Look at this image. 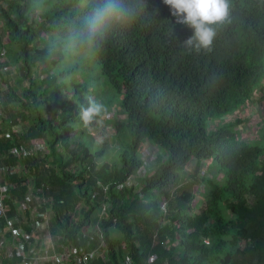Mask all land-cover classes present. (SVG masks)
Instances as JSON below:
<instances>
[{
	"label": "trees",
	"instance_id": "16d2710c",
	"mask_svg": "<svg viewBox=\"0 0 264 264\" xmlns=\"http://www.w3.org/2000/svg\"><path fill=\"white\" fill-rule=\"evenodd\" d=\"M99 3L0 0V55L22 71L12 77L0 64L6 219L31 191L53 199L39 210L51 213V233L62 245L73 244L75 256L86 248L105 254L106 263L93 264H264V120L248 139L238 134L246 121L234 114L254 107L263 90L264 0H228V19L213 25L209 49L184 44L192 29L163 0H145L134 19L111 24L94 52L74 48L72 37ZM63 46H72L68 55ZM96 65L120 102L110 119L114 132L100 142L93 130L104 112L87 126L79 119L96 91ZM37 141L47 144L44 155L9 154ZM151 148L162 156L141 174ZM16 163L22 170L9 175ZM197 184L206 192L194 205ZM6 224L0 220V233ZM9 250L0 237L2 257L17 264L21 258Z\"/></svg>",
	"mask_w": 264,
	"mask_h": 264
},
{
	"label": "clouds",
	"instance_id": "9594fccd",
	"mask_svg": "<svg viewBox=\"0 0 264 264\" xmlns=\"http://www.w3.org/2000/svg\"><path fill=\"white\" fill-rule=\"evenodd\" d=\"M169 6L176 22L192 29L185 39L187 47L209 49L216 35L213 25L224 22L229 16L228 0H163ZM146 7L145 0H100L86 20V26L71 39L72 46L89 52L95 51L98 37L113 23L134 19ZM158 14V9H154ZM87 106L80 107L79 119L85 126L105 110L104 105L91 96L86 97Z\"/></svg>",
	"mask_w": 264,
	"mask_h": 264
},
{
	"label": "rangeland",
	"instance_id": "374dc122",
	"mask_svg": "<svg viewBox=\"0 0 264 264\" xmlns=\"http://www.w3.org/2000/svg\"><path fill=\"white\" fill-rule=\"evenodd\" d=\"M0 50H1V47H0ZM63 50L67 54V51L72 50V46H70V47L63 46ZM5 54L6 53L4 50L1 51L0 64H2L1 69H2L3 73L8 72L9 75L12 77L17 76L16 75L17 72L19 74H22V71L19 68H16L15 65H12L8 61V58L6 57ZM71 54H72V52H71ZM62 63H66V61H63ZM96 67H97V71L93 72L91 77H90V79L94 83V85H93L94 90H96L95 93L92 94V97L94 99H96L97 101H99L100 103H102L104 105V108H105V110L103 111L104 112V115H103L104 121L101 123L100 129L99 130H93L94 139L96 140V142H100L101 140L104 141L105 135L112 134L114 132V130L110 124V122H111L110 119L113 116V110L116 109L117 105H120V102H119V100L112 98V96L109 93L110 89L106 85L105 80L103 79V77H100V75H98L99 66L96 65ZM87 71H88L87 68L83 67V68H81V73L77 74V78L79 79L80 82L83 81V76H84L85 72H87ZM36 74H38V72ZM50 74L54 75V70H50ZM28 83H29V81L24 79V85L26 87H27ZM262 87H263L262 92H257V94L254 96L255 97L254 102L256 103V104H254V107H252V106L249 107L247 104H245L241 108V110L234 113L235 115L238 116V118L244 119L246 121L245 124L243 125V127L238 132V134L241 133L242 136H245L248 139L255 138L259 129L263 126L264 99H262V96L260 94L264 93V81L262 83ZM6 92H7V88L5 86L0 85V100L1 101H2V99H4V100L6 99ZM108 104H110L111 108L108 106ZM234 114L226 116L225 117L226 120L227 121H233ZM121 117H123V115H121ZM244 126H245V128H244ZM22 127L24 130V126H22ZM22 127L16 128V129H14V131H18L19 133H17V134H21L23 132ZM96 142H92V144L94 146H97ZM144 146H146V144H144ZM146 148H150V147H148V144H147ZM144 149H145V147H144ZM41 155H44V154H41ZM143 160H144V164H147V165H150V163L152 161V159L148 158L147 156H143ZM109 162H110V160H109ZM17 165H18L17 163L14 165L9 164V168L10 167H12V168L16 167ZM195 165H196V163L194 162L193 166H195ZM153 166L155 167V165H153ZM205 169H206V167L201 169V171H200L201 175H203L204 172L206 173ZM21 170H22V166L20 165V166H18L17 173H19ZM219 178H220V176H219ZM194 191L196 193V198H195V201L193 203H194V205H197L198 201H200L202 199V194L206 191H205V189H202L201 185L199 186L198 184L195 186ZM31 193H32L31 191L28 192L29 195H31ZM28 194L26 196H28ZM37 197L38 196L34 197L32 199V201L30 202L31 207H35L39 204V200H37ZM45 215H47V221H45L44 224H39L37 222V219H32V216H30V215H29V217H31V220H28V219L26 220L24 215H23V218L21 219L19 226L24 227L26 224V225H29L30 227H37L38 229H40V230H38V232H39L38 236L41 238L44 237L45 239L50 241L51 237L49 236L48 231L50 230L49 221L51 219V213H47ZM23 221H25V222H23ZM5 242L8 244L6 238H5ZM30 250H33V249L30 247Z\"/></svg>",
	"mask_w": 264,
	"mask_h": 264
},
{
	"label": "built area",
	"instance_id": "2783aa9c",
	"mask_svg": "<svg viewBox=\"0 0 264 264\" xmlns=\"http://www.w3.org/2000/svg\"><path fill=\"white\" fill-rule=\"evenodd\" d=\"M6 87V86H5ZM7 88V87H6ZM5 137L8 138L9 137V133L5 134ZM45 151H47V144H45L44 142H40L37 141L35 142L32 147H30V149H24V148H20V149H16V148H9V154L11 156H30V155H41L44 154ZM155 155V151L152 149H148V151H146V154H143V156H147L148 158H151V165L153 164L154 159L156 158ZM18 166H20V164H18L16 167H10L7 169L9 175L12 174H16L17 170H18ZM150 165L147 164H143L141 169L139 170V172L141 174H144L148 169L147 167ZM4 171L2 170V168L0 167V174L3 173ZM1 181V178H0ZM126 183H133L132 180L128 179L126 181ZM42 192V191H41ZM36 197L35 195H33L31 193V195L25 196L24 199L18 204L16 205V209L18 210V212H22V211H29L32 217H40L41 215H43L42 213H40L39 211V206L41 204H52L53 203V199L51 197H37V200H39V204L35 207H31L30 206V202L32 201V199ZM8 199V186L6 184H0V220L5 219L7 221L6 224V232L10 233V237H11V246H12V250L14 249L17 253V255L21 258L20 263L19 264H39L43 261H52V262H57L58 264H65V261L69 258L72 257L73 255V249H66L65 253L61 256H58L57 254L53 255L50 254L48 251H44L43 253H39V252H35L34 250H29V253L26 254L24 252L23 246L26 243V241L28 242L29 240V236L26 234V232L20 227V226H16L15 222L11 219V220H7L6 219V212H7V206L5 205V200ZM166 206L165 203H163L162 208H164ZM165 209V208H164ZM0 237L3 239H5V232L3 233L1 231L0 233ZM30 243V242H29ZM12 252V251H11ZM100 260L103 262H106V256L105 254L97 249V250H92V249H88L87 251H85L81 256H75L72 261L74 264H90L92 261L94 260Z\"/></svg>",
	"mask_w": 264,
	"mask_h": 264
},
{
	"label": "crops",
	"instance_id": "0c3cea01",
	"mask_svg": "<svg viewBox=\"0 0 264 264\" xmlns=\"http://www.w3.org/2000/svg\"><path fill=\"white\" fill-rule=\"evenodd\" d=\"M161 151L162 150H160V149L155 151V155L154 156H156V160H157V158L159 156H162ZM40 206H39V209H40ZM15 210H16V216L12 220L15 222L16 226L20 225V222H21V219L23 218V215H24L26 220L27 219L31 220V217H29V215L31 216L29 211L26 210L25 212L24 211L18 212L17 209H15ZM39 211L41 212V210H39ZM47 213L48 212L42 213L43 215H41L40 217H32V219H37V222L39 224H44L45 221H47V215H45ZM23 222H25V221H23ZM49 225H50V230L48 231V233H49V236L51 237L50 241H48L44 237L41 238V237L38 236V233H39L38 230H40V229H38L37 227H30L29 225H26V224H25L24 227L20 226L26 232V234L29 236L28 242L26 241V243L23 246L24 252L26 254H28L29 250H30V247H31L35 252L43 253L44 251H48L50 254H53V255L57 254L58 256H61V255H63L65 253L66 249H70L71 248V249H73V255H72L71 258H69V259H67L65 261V264H72L71 260L75 257V250L73 248V244H70V245H67V246L62 245L61 242H60V238L59 237H54L52 235V233H51V227H52L51 226L52 225L51 219L49 221ZM1 231L3 233L5 232V237H6V240L8 242V246L10 248L9 253H8V255H9L11 253V251H12L11 237L6 232V228L5 229H1ZM155 233L158 234V232H155ZM32 239H34V240L31 242ZM29 242H31V245H30ZM100 246L103 247L104 244L101 243ZM87 249L88 248L80 250L79 256H81L85 251H87ZM92 262H94V261H92ZM92 262L90 264H93ZM19 263H20V261L17 264H19ZM102 263H103V261H102ZM0 264H14V263L10 262L5 256L2 257V253L0 251ZM39 264H58V263L57 262H52V261H43V262H41Z\"/></svg>",
	"mask_w": 264,
	"mask_h": 264
}]
</instances>
